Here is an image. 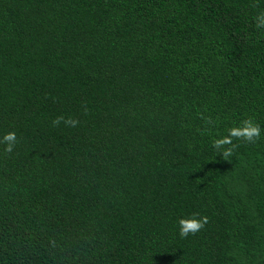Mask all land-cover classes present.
<instances>
[{"label": "trees", "instance_id": "obj_1", "mask_svg": "<svg viewBox=\"0 0 264 264\" xmlns=\"http://www.w3.org/2000/svg\"><path fill=\"white\" fill-rule=\"evenodd\" d=\"M261 13L0 0V264H264ZM249 117L259 139L213 148Z\"/></svg>", "mask_w": 264, "mask_h": 264}, {"label": "clouds", "instance_id": "obj_2", "mask_svg": "<svg viewBox=\"0 0 264 264\" xmlns=\"http://www.w3.org/2000/svg\"><path fill=\"white\" fill-rule=\"evenodd\" d=\"M258 23L257 27H264V13H261L257 17ZM61 121L65 123L67 126L75 127L78 121L73 120L71 118L65 119L64 117H56L53 120V125L58 126ZM261 133L260 125L253 122L251 117L244 119L241 121L240 126H234L227 130V135L214 139L212 141V146L214 149H221L224 145H231L233 138L242 139L246 142H255V140L259 139ZM0 143L5 144L4 151L11 152L16 143V135L14 132H8L3 136V139L0 140ZM235 147V145H233ZM222 155L224 157H228L232 155V149H224ZM198 214L193 213L188 217H181L178 219L177 224L179 228V235L181 237H187L189 234H196L200 230H202L205 225L208 223V217L199 216Z\"/></svg>", "mask_w": 264, "mask_h": 264}]
</instances>
